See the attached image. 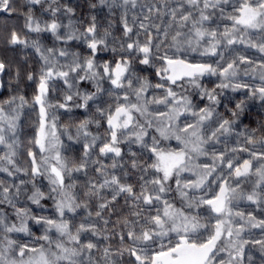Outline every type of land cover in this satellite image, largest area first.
<instances>
[{
	"label": "snow or ice",
	"instance_id": "obj_1",
	"mask_svg": "<svg viewBox=\"0 0 264 264\" xmlns=\"http://www.w3.org/2000/svg\"><path fill=\"white\" fill-rule=\"evenodd\" d=\"M84 2L0 0V264H264V0Z\"/></svg>",
	"mask_w": 264,
	"mask_h": 264
},
{
	"label": "trees",
	"instance_id": "obj_2",
	"mask_svg": "<svg viewBox=\"0 0 264 264\" xmlns=\"http://www.w3.org/2000/svg\"><path fill=\"white\" fill-rule=\"evenodd\" d=\"M26 2V0H17L16 3V7L18 10V13H22L23 11H25L26 9H24L22 7V5ZM6 17H11V13H4L2 11H0V25L5 22V18ZM8 26L9 28L14 24V23H21L22 24V16H20L19 19H17V17H11V19L7 20ZM66 23V21H65Z\"/></svg>",
	"mask_w": 264,
	"mask_h": 264
},
{
	"label": "rangeland",
	"instance_id": "obj_3",
	"mask_svg": "<svg viewBox=\"0 0 264 264\" xmlns=\"http://www.w3.org/2000/svg\"><path fill=\"white\" fill-rule=\"evenodd\" d=\"M93 2L98 3V0H93ZM81 8L83 12H87V4L84 2V0H81ZM105 11H107V9H104ZM47 18V17H45ZM6 34V30L3 27V23L0 25V43H2V37ZM28 53L25 52H20V54L17 56V60H23L25 58V56H27Z\"/></svg>",
	"mask_w": 264,
	"mask_h": 264
}]
</instances>
